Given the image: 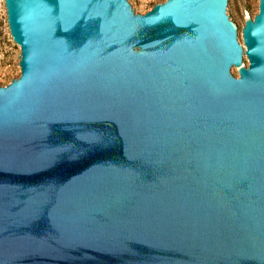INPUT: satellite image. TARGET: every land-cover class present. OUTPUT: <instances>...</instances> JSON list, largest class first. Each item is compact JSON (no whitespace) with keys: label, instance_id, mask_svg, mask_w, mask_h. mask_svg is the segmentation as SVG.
<instances>
[{"label":"water","instance_id":"water-1","mask_svg":"<svg viewBox=\"0 0 264 264\" xmlns=\"http://www.w3.org/2000/svg\"><path fill=\"white\" fill-rule=\"evenodd\" d=\"M0 264H264V0H4Z\"/></svg>","mask_w":264,"mask_h":264},{"label":"rangeland","instance_id":"rangeland-1","mask_svg":"<svg viewBox=\"0 0 264 264\" xmlns=\"http://www.w3.org/2000/svg\"><path fill=\"white\" fill-rule=\"evenodd\" d=\"M144 14L155 4L165 0H132ZM259 0H232V22L242 30L245 21L258 13ZM19 47L12 41L6 20L4 0H0V87L8 85L20 75Z\"/></svg>","mask_w":264,"mask_h":264}]
</instances>
